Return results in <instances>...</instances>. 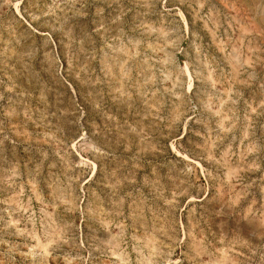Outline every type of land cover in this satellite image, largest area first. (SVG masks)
<instances>
[{"label": "rangeland", "instance_id": "rangeland-1", "mask_svg": "<svg viewBox=\"0 0 264 264\" xmlns=\"http://www.w3.org/2000/svg\"><path fill=\"white\" fill-rule=\"evenodd\" d=\"M0 264H264V0H0Z\"/></svg>", "mask_w": 264, "mask_h": 264}, {"label": "bare ground", "instance_id": "bare-ground-1", "mask_svg": "<svg viewBox=\"0 0 264 264\" xmlns=\"http://www.w3.org/2000/svg\"><path fill=\"white\" fill-rule=\"evenodd\" d=\"M179 16H180V15H179ZM182 17H183V16H182ZM182 17H181V18H182Z\"/></svg>", "mask_w": 264, "mask_h": 264}]
</instances>
